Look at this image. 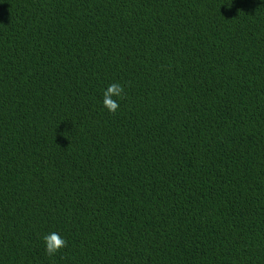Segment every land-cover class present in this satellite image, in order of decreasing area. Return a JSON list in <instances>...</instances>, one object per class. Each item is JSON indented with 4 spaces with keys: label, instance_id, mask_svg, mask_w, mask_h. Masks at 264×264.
Here are the masks:
<instances>
[{
    "label": "trees",
    "instance_id": "1",
    "mask_svg": "<svg viewBox=\"0 0 264 264\" xmlns=\"http://www.w3.org/2000/svg\"><path fill=\"white\" fill-rule=\"evenodd\" d=\"M0 264H264V0H0Z\"/></svg>",
    "mask_w": 264,
    "mask_h": 264
}]
</instances>
